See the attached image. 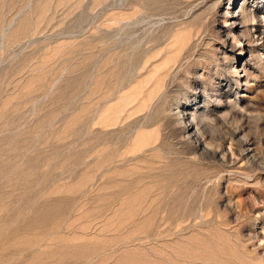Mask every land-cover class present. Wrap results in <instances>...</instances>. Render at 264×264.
Masks as SVG:
<instances>
[{"label":"rangeland","instance_id":"obj_1","mask_svg":"<svg viewBox=\"0 0 264 264\" xmlns=\"http://www.w3.org/2000/svg\"><path fill=\"white\" fill-rule=\"evenodd\" d=\"M262 18L0 0V264H264Z\"/></svg>","mask_w":264,"mask_h":264},{"label":"bare ground","instance_id":"obj_2","mask_svg":"<svg viewBox=\"0 0 264 264\" xmlns=\"http://www.w3.org/2000/svg\"><path fill=\"white\" fill-rule=\"evenodd\" d=\"M259 13H260V12H259ZM256 14H257V13L250 14V15L247 17L248 21H252L251 23H253V22L255 21V19H256V16H257ZM243 15H244V13H243ZM240 16H241V15H240ZM242 17H243V16H242ZM262 17H263V16H262ZM244 19H245V18H244ZM244 19H243V22L247 20V19H245V20H244ZM262 19H263V18H262ZM258 20H259V19H258ZM263 21H264V19H263ZM246 23H248V22L246 21ZM244 24H245V22H244ZM253 25H254V24H253ZM252 31H253V34H254V35L257 34V32H258V30H257L256 28H253ZM248 32H249V31H248ZM228 34H229V33H228ZM228 34H226V35H228ZM260 34L262 35L263 33H259V35H260ZM231 35H232V34H231ZM242 35H243V34H242ZM244 35H245V33H244ZM248 35H249V34H248ZM248 35H247V37H248ZM263 35H264V34H263ZM229 36H230V34L228 35V37H229ZM232 36H234V35H232ZM252 36H253V35H252ZM225 37H226V36H225ZM241 37H243V36H241ZM249 37H250V36H249ZM226 38H227V37H226ZM226 38H225V39H226ZM233 38H234V37H233ZM245 38H246V37H245ZM250 38H251V37H250ZM239 39H240V38H239ZM243 39H244V37H243ZM246 39H247V38H246ZM259 39H260V37H259ZM262 40H264V36H263V38H261L259 41L262 42ZM226 42H227V40H226ZM237 42H238V41H237ZM242 42H243V40H242ZM242 42H240V43H242ZM248 42H249V41H248ZM249 43H251V41H250ZM249 43H247V44H249ZM263 58H264V57H263ZM214 93H215V92H214ZM221 94H222V93H221ZM217 95H218V94H217ZM219 96H220V95H219ZM212 97H213V96H212ZM220 97H221V96H220ZM214 98H215V97H214ZM224 98H225V97H224ZM215 99H216V98H215ZM218 99H219V98H218ZM220 102H221V101H220ZM235 104H237V103H235ZM233 106H234V104H232V107H233ZM232 107H231V108H232ZM169 110H170V109H169ZM236 110H237V109H236ZM236 110H235V112L237 113ZM168 112H169V111H168ZM232 112H233V109H232ZM232 112H230V113H232ZM240 112H241V111H240ZM186 113H187V112H186ZM189 116H190V119H191L190 121H194V120H193V115H189ZM234 117H235V116H234ZM179 119H180V118H179ZM205 119H206V118H205ZM175 120H177V119H175ZM180 120H181V119H180ZM177 121H178V120H177ZM177 121H176V122H177ZM183 121H184V120H183ZM202 121H204V120H202ZM222 121H223V120H222ZM230 121H231V120H230ZM237 121H238V120H237ZM176 122H175V123H176ZM187 122H189V121H187ZM184 124H185V123H184ZM180 126H182V125H180ZM183 126H185V125H183ZM183 126H182V127H183ZM241 126H242V125H241ZM182 127H181V129H182ZM189 128H190V126L186 125L184 129H185V130H187V129L189 130ZM197 128H198V127H197ZM197 128L195 127V128H194L195 130H193L195 135L199 132V130H198L199 128H198V129H197ZM233 128H234V127H233ZM184 129H183V130H184ZM191 129H192V125H191ZM236 129H237V128H236ZM229 130H230V129H229ZM239 130H240V129H239ZM200 131H201V130H200ZM234 132H235V131H234ZM236 132H237V130H236ZM243 132H245V131H243ZM199 133H200V132H199ZM199 133H198V134H199ZM194 134H193V135H194ZM201 134H202V133H201ZM237 134H238V132H237ZM195 135H194V136H195ZM202 135H203V134H202ZM233 135H235V134L232 133L231 136H229V135H228V136H229V137H232ZM247 136H248V135H247ZM195 137H196V136H195ZM248 137H249V136H248ZM188 138H190V136H189ZM198 138H199V136H198ZM200 138H201V135H200ZM227 138H228V137H227ZM256 138H257V137H256ZM248 139H249V138H248ZM194 140H195V138H194ZM194 140H193V141H194ZM196 140H197V139H196ZM229 140H230V139H229ZM239 140H240V139H239ZM233 141H234V140H233ZM240 141H241V140H240ZM243 141H245V140H243ZM243 141H242V142H243ZM196 142H197V141H196ZM198 142H199V141H198ZM232 143H233V142H232ZM236 143H237V142H236ZM240 143H241V142H240ZM240 143H238V144H240ZM250 143H251V142H250ZM196 144H197V143H196ZM199 144H200V143H199ZM244 144H247V145H248L249 142H247V140H246V141L244 142ZM229 145H231V144H229ZM228 149H229V148H228ZM246 149L248 150V148H246ZM247 150H246V151H247ZM249 150H250V147H249ZM250 152H251V151H250ZM252 152H253V150H252ZM254 152H255V151H254ZM242 154H243V153H242ZM253 154H254V153H253ZM253 154H252V155H253ZM251 158H252V157H251Z\"/></svg>","mask_w":264,"mask_h":264}]
</instances>
